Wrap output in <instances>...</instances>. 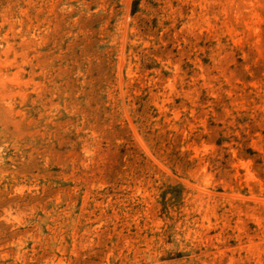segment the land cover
Listing matches in <instances>:
<instances>
[{"label":"rangeland","instance_id":"obj_1","mask_svg":"<svg viewBox=\"0 0 264 264\" xmlns=\"http://www.w3.org/2000/svg\"><path fill=\"white\" fill-rule=\"evenodd\" d=\"M0 264H264V0H0Z\"/></svg>","mask_w":264,"mask_h":264}]
</instances>
